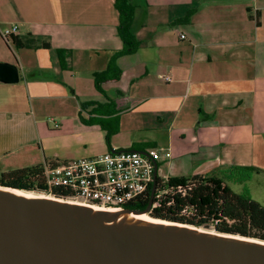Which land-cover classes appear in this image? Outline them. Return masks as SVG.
<instances>
[{
  "label": "crops",
  "instance_id": "0c3cea01",
  "mask_svg": "<svg viewBox=\"0 0 264 264\" xmlns=\"http://www.w3.org/2000/svg\"><path fill=\"white\" fill-rule=\"evenodd\" d=\"M132 1L141 46L118 59L122 76L103 86L107 97L95 88L93 75L123 45L114 0H0V61L20 69L19 82H0V162L40 144L49 124L44 111L60 100L69 110L58 123L61 136L106 137L102 122L109 125L123 114L139 126L150 120L165 130L164 139L119 140L122 121L107 147L162 144L159 150L171 153L158 161L165 179L216 174L238 184L263 173L264 0ZM13 25L22 47L1 35ZM60 48L69 51L66 67ZM87 107L89 118L82 112ZM46 159L41 146L31 163ZM240 168L249 175L241 177Z\"/></svg>",
  "mask_w": 264,
  "mask_h": 264
},
{
  "label": "water",
  "instance_id": "95a60500",
  "mask_svg": "<svg viewBox=\"0 0 264 264\" xmlns=\"http://www.w3.org/2000/svg\"><path fill=\"white\" fill-rule=\"evenodd\" d=\"M19 80V66L0 61V82ZM157 179L156 171L146 210L134 212L149 213ZM14 190L24 191L0 186V264H264L256 238Z\"/></svg>",
  "mask_w": 264,
  "mask_h": 264
},
{
  "label": "trees",
  "instance_id": "16d2710c",
  "mask_svg": "<svg viewBox=\"0 0 264 264\" xmlns=\"http://www.w3.org/2000/svg\"><path fill=\"white\" fill-rule=\"evenodd\" d=\"M114 1L119 13L117 31L123 45L113 52L107 67L104 70L96 71L93 75L95 88L106 96L108 94L103 86L118 81L122 76L118 59L123 55L137 52L141 46V41L133 31L136 4L132 0ZM190 14L192 12L181 20L187 21ZM11 39L16 47L24 45L16 36L11 37ZM57 52L61 65L66 67L69 51L60 48ZM109 104L110 100L107 102V105ZM122 108L124 106L118 107L116 114ZM108 117L110 116L108 115ZM102 125L108 129L106 141L110 146L111 136L118 132V128H110L104 122ZM150 147H152L150 143H141L133 149L143 148L139 150H146ZM40 150L41 145L36 144L2 160L0 162V186L49 194V190L42 179V163L37 161L31 163L34 157L35 159L39 158ZM244 170L240 168V172H237L243 178L249 175ZM163 180L165 181L164 186L169 191L162 195L159 205L149 211L151 216L197 227L209 228L213 226L218 232L264 240V206L249 194L234 191L224 177L216 174H195L170 176L164 179L158 174V187L161 186ZM52 193L55 197L65 196V194L57 191ZM150 195L151 192H147V196L143 199L139 198L136 202L131 203L129 209L146 210Z\"/></svg>",
  "mask_w": 264,
  "mask_h": 264
},
{
  "label": "built area",
  "instance_id": "2783aa9c",
  "mask_svg": "<svg viewBox=\"0 0 264 264\" xmlns=\"http://www.w3.org/2000/svg\"><path fill=\"white\" fill-rule=\"evenodd\" d=\"M17 32L18 26L13 25L3 29L1 35L12 42L11 37ZM166 80H170V77L167 76ZM143 151L114 148L88 158L44 160L41 164L42 179L50 195L57 191L65 194L62 198L73 203L107 211L134 212L129 209V205L151 192L156 171L158 173V161L162 157L156 147ZM170 155L169 151L165 153L166 157ZM164 182H161L160 187L156 186L151 209L158 206L162 195L169 191Z\"/></svg>",
  "mask_w": 264,
  "mask_h": 264
},
{
  "label": "rangeland",
  "instance_id": "374dc122",
  "mask_svg": "<svg viewBox=\"0 0 264 264\" xmlns=\"http://www.w3.org/2000/svg\"><path fill=\"white\" fill-rule=\"evenodd\" d=\"M27 78L29 80L33 79V77L30 75L27 76ZM96 95L98 96L97 93ZM79 100L84 101L85 99L81 96ZM88 108L89 107H87L85 110L82 111L83 116L85 118H89L90 116V112ZM44 113L46 114L44 120H46L49 124L48 126L45 127V130L42 134L43 136L40 137L39 141L42 146L43 152L47 158L46 160L70 161L81 158L93 157L96 155L103 154L107 151L108 143L106 141V137H104L103 134L102 135L97 134L92 138L86 139L84 137L79 138L77 135L61 136L58 133L59 130H57V128H59L60 126L59 124L62 120V113H69L68 109L62 108V106L60 105V100L59 102L58 100H55L53 105H51L46 111H44ZM77 121H78L77 123H79L80 126L84 127L86 125L84 124V121L80 116L77 117ZM122 121H123V126L125 125L126 128L123 129V132L118 135L119 140H126L128 138L150 139L154 137L164 139L167 135V132L165 130L163 131L158 130L156 128V124L150 120L148 121V123H146V126H139V124H137L136 121L130 117V114H123L122 118L114 119L113 122L108 126L110 128H113L111 127V125H115L117 126V128H120L122 126ZM56 125H58V127H56ZM128 128L131 130H129ZM162 146L163 145L159 143L155 145L157 149H159V147ZM160 154L162 156L160 157L161 160V158H163L165 154V151L163 152L160 151ZM258 170L262 171L263 173L253 174V176L251 175L250 178L245 179V181L239 182L238 184L229 181V184L236 192L242 190L249 192L253 199H255L261 205L264 206V167L262 169L258 168ZM164 172H165V165L163 164V162H161L159 166V176L162 177L165 174ZM24 191L32 192L36 195L53 196L50 194L36 192V191H26V190ZM147 214L150 215L149 213ZM200 228L213 232L216 231L213 228V226H210L209 228H205V227H200Z\"/></svg>",
  "mask_w": 264,
  "mask_h": 264
},
{
  "label": "bare ground",
  "instance_id": "6f19581e",
  "mask_svg": "<svg viewBox=\"0 0 264 264\" xmlns=\"http://www.w3.org/2000/svg\"><path fill=\"white\" fill-rule=\"evenodd\" d=\"M15 192H19V193H24V194H27V195H31V196H34L36 197L37 195L32 193V192H25V191H18V190H14ZM49 197V196H48ZM51 197V196H50ZM53 197V196H52ZM63 200H68V199H63ZM76 204V203H75ZM97 211H107L103 208H98V207H95V206H89ZM108 211H111V212H121V210H108ZM124 212V214H122V216L126 217H130V218H136V219H142V220H147V221H152V222H158V223H166V224H173L172 222L170 221H167V220H163V219H156L154 217H151L150 215H148L147 213H139V212H125V211H122ZM199 229H202L199 227Z\"/></svg>",
  "mask_w": 264,
  "mask_h": 264
}]
</instances>
